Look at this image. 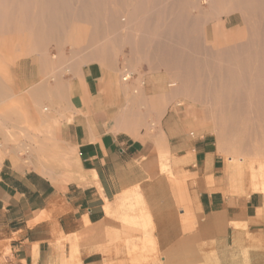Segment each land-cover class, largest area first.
<instances>
[{
  "label": "crops",
  "instance_id": "0c3cea01",
  "mask_svg": "<svg viewBox=\"0 0 264 264\" xmlns=\"http://www.w3.org/2000/svg\"><path fill=\"white\" fill-rule=\"evenodd\" d=\"M132 39L117 56L58 49L15 66L22 109L36 131L27 139L45 144L5 146L0 264H107L115 251L124 252L123 242L110 237L120 236L134 196L166 250L193 246L199 263L223 264L225 255L245 249L248 264H264V192H228L217 135L206 127L212 122L191 116L183 103L161 100L170 91L167 72ZM127 68L128 83L121 79ZM163 157L172 174L186 177L192 227L177 214L167 174L157 173Z\"/></svg>",
  "mask_w": 264,
  "mask_h": 264
},
{
  "label": "bare ground",
  "instance_id": "6f19581e",
  "mask_svg": "<svg viewBox=\"0 0 264 264\" xmlns=\"http://www.w3.org/2000/svg\"><path fill=\"white\" fill-rule=\"evenodd\" d=\"M234 13V25L221 19ZM212 22L216 40L208 32ZM133 34L138 52L167 72L170 91L161 100H188L193 117L195 103L206 104L227 142L237 139L241 151L226 159L230 183L264 191V0H0L2 46L19 45L21 54L64 40L94 45L89 58L107 57ZM130 75L127 68L122 81ZM7 95L1 83L0 100Z\"/></svg>",
  "mask_w": 264,
  "mask_h": 264
},
{
  "label": "rangeland",
  "instance_id": "374dc122",
  "mask_svg": "<svg viewBox=\"0 0 264 264\" xmlns=\"http://www.w3.org/2000/svg\"><path fill=\"white\" fill-rule=\"evenodd\" d=\"M221 19L228 21V23L234 25L238 20V13L226 16L222 15ZM212 23L208 25V32L212 30L214 33L213 37L216 40V22ZM10 35L13 37L17 36L16 33L9 34V36ZM4 37V35H0V79L3 81L2 82L0 80V84L2 83V85L6 88V90L8 91V95L3 98L4 100H0V157L2 156L0 158L1 160L4 154L6 153V145H10L20 151L23 147L30 148L31 145L45 144V142H37L27 139L28 133H34L36 131L35 129H32L30 125H28V117L25 115V112L22 109L21 102L23 99H26V97L25 94L22 93L21 90L18 88L17 81L15 80L14 69L18 62L22 60H28L30 57H36L39 55H48L52 57L58 49L75 52L78 49L89 51L90 49L94 48V45L92 44L82 43L76 46L64 40H50L43 45L42 50L40 52H35L36 54L34 52H25L21 54L19 52V45L11 44L8 47H3L2 38ZM132 37H137V35L133 34ZM103 41L105 42L104 39ZM120 44L122 45V42ZM120 44H117V46H115L117 48L113 55L117 56L119 54V48H121ZM183 102L184 103L182 106L190 109L192 108L188 100H184ZM195 106L197 107V113L195 114L196 116L207 118V122H212L211 124L206 125V127H208L217 135L218 147L222 151L221 154L223 155L226 164V159L230 155L229 152L241 151L239 145L237 144V139L234 138L228 141V143L227 139H225V136L222 134L221 130L217 125V121H220V119L212 117L209 114V112L207 111L208 109L206 104L195 103ZM41 110L42 112H44L46 108L42 107ZM213 122H215V124ZM9 134L13 137H10ZM3 139L7 141H4ZM251 152H254V150ZM158 165L159 166L157 173L167 174L168 178L171 181V192L175 202L174 206L178 209L177 214L179 218L181 219L182 223L190 224V227H192L194 217L191 211V201L188 199L189 197L184 198L185 196H188L187 194H183L186 192V189L184 187L186 177L172 174L169 168V164L167 163L164 157L161 158ZM227 181L230 182L231 180L227 178ZM231 186L232 187L228 189V192L237 195H248L255 191H262L259 188V190L253 189V187L249 185V183H245L241 186L231 184ZM127 202L129 203L125 206L126 212L123 214L122 219L119 221L120 224L123 225L122 230L120 231V236L114 235L110 237L111 241L120 240L121 242H123L124 252L115 251L113 258H111L107 264H214L213 260H208L206 262L202 261L201 263H199L198 250L196 247L193 246H190L188 249L183 250L175 248L173 250H166L164 247L159 246L157 244L155 236L153 235L155 230L154 224L150 219V214L142 206L143 203L141 197L134 196L131 199H128ZM256 240V237H251V242ZM247 255L248 254L246 253L245 249L239 250L237 253H232L231 255L227 254L225 255V257H223L225 258L223 259V264H248V262L244 260ZM249 255L256 256L257 253L253 252Z\"/></svg>",
  "mask_w": 264,
  "mask_h": 264
}]
</instances>
